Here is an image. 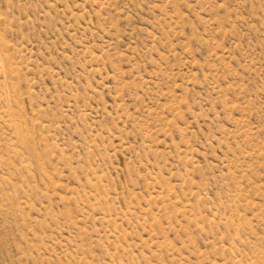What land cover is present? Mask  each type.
<instances>
[{
	"label": "rangeland",
	"instance_id": "374dc122",
	"mask_svg": "<svg viewBox=\"0 0 264 264\" xmlns=\"http://www.w3.org/2000/svg\"><path fill=\"white\" fill-rule=\"evenodd\" d=\"M0 264H264V0H0Z\"/></svg>",
	"mask_w": 264,
	"mask_h": 264
}]
</instances>
